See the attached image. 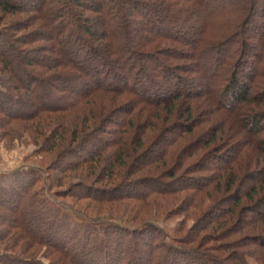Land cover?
Segmentation results:
<instances>
[{
  "label": "trees",
  "instance_id": "obj_1",
  "mask_svg": "<svg viewBox=\"0 0 264 264\" xmlns=\"http://www.w3.org/2000/svg\"><path fill=\"white\" fill-rule=\"evenodd\" d=\"M253 5L252 0H0V17L32 11L37 18L34 21L44 23L50 31L44 40L50 43L47 50L52 53V62L46 65L37 59H29L24 52L18 55L15 45L25 44L19 40L17 43L16 39L8 37L7 32L0 31V131L3 135H11L15 123L34 121L31 128L38 139L43 137L45 126L50 125L44 118H54L51 125L56 128L44 138V151L48 154L67 146L46 168L45 180L37 169L14 170L0 175V211L10 213L14 220L6 221L1 218L4 216L0 212V243L5 241L1 234L8 237L11 232L15 233L8 245L0 250V264H44L35 262L33 254V259L28 260L10 255L12 239L15 245L27 240L29 244L44 247L43 258L48 259V264H212L209 260L211 249L206 246L215 240H221L219 248L231 250L232 256H236V264H264V88L258 90L264 79V16L263 24L257 25L253 20L256 12L252 11ZM201 11L203 16L195 20L196 12ZM134 18H141L146 27L134 28ZM251 25L258 48L242 37ZM130 39L135 40L133 48L129 47ZM165 45L179 48L162 49ZM158 51L169 56L172 53L179 61L187 59L190 65H175L173 72L172 67L162 60L163 55H154ZM125 53L129 55L127 59ZM143 58L159 68L155 77L148 74L147 68L142 65L135 68L134 64ZM38 68L51 73L58 71L52 75V82L46 83L50 86V94H38L30 88L32 85L38 89L41 86L35 77L44 73ZM121 69L127 71L126 75ZM182 72L191 74L192 81L180 79ZM129 79L131 86L127 85ZM53 81L59 84L55 86ZM163 81L169 86L162 85ZM91 85L93 87L89 89ZM129 92L141 99L144 105L154 107L155 111L145 114L148 117L143 121L140 119L144 117L141 112H127L126 117L130 118H122L118 125L113 123L119 131L114 145L90 136L85 140L82 131L68 129L59 122L61 118L58 114L87 100H95L102 94L120 97ZM223 99H227V105L222 102ZM249 101L257 109L243 108L242 104ZM200 103L214 106L215 116L219 118L217 121L224 123L228 120L227 131L224 126L218 127L222 130L221 140L219 130L209 129L201 132L195 143L188 141L194 129L191 130L187 124L195 126L203 120L194 117ZM163 114L166 115L164 118L161 117ZM85 116L84 126L89 122ZM92 116L101 121V114ZM174 118L178 121L173 123L175 128L170 131L168 129L172 127L170 124ZM173 131L180 133L178 143H189L181 147L177 141L166 138ZM235 136L240 137L235 142L237 145L250 142L252 150L243 153L239 145L231 146L233 155L224 164L226 172L214 183L216 196L210 184L202 185L188 177L184 178L186 186L182 189L170 188L182 169L190 170V166L184 168L186 161L195 156L204 157L219 145V141L226 142ZM78 141L80 143L73 146ZM94 142L97 148L92 146ZM157 145L161 148L159 152H155ZM113 146L115 151L105 161L103 152ZM260 165L263 170L252 172ZM82 167L89 170L83 175L85 181L102 168L99 173L109 184L115 179L133 177L137 173L153 176L160 172L159 178L136 185L147 188L157 185L159 189L149 188L150 192L135 193V196L134 193L118 192L121 188H134L135 185L130 182L129 185L125 183L111 189L95 188L92 184L70 178L72 172ZM51 173L57 176L52 177ZM99 173L94 181L100 177ZM245 175L254 182L248 192L240 195L232 192ZM46 182L51 187L66 186L63 195L53 194L61 199L70 197L107 204L138 195L139 200L148 202L151 193L156 194L154 191H158V195L171 196L185 188L191 190V197L197 193L212 202H216V197L228 194L227 198H230L222 205L231 206L227 210L222 208L219 215H210L205 211L199 216L205 220L198 222L195 219L190 236L184 238L185 244L176 240L168 244L165 235L152 221H142L132 228L129 226H134V220L93 221L78 215L75 219L47 200L43 193L44 184L41 187ZM245 200L247 208L254 206L248 214L255 215V220H259L257 230L261 231V235L251 240L256 241V254L245 250L243 237L235 238L247 227V223L238 218V210L246 203ZM203 206V203H196L191 216L195 217L196 211H203ZM35 213L47 220L42 228H47L45 231L49 237L44 238L36 232L38 229H34ZM1 222L8 225L5 227Z\"/></svg>",
  "mask_w": 264,
  "mask_h": 264
},
{
  "label": "rangeland",
  "instance_id": "obj_2",
  "mask_svg": "<svg viewBox=\"0 0 264 264\" xmlns=\"http://www.w3.org/2000/svg\"><path fill=\"white\" fill-rule=\"evenodd\" d=\"M252 2H254V5L252 6V11L256 10V12L253 14V20H255L257 23V25L263 24V14H264V1L262 0H252ZM83 12L85 10V8L82 9ZM88 10V9H86ZM86 12V11H85ZM203 11L201 12H196V17L195 20L200 19L203 14ZM85 14H89L88 12H86ZM35 15L33 14V12L31 11L30 13H25V14H17V15H12V16H3L0 17V31L1 32H7L6 34L8 35V37L10 39L14 38L16 39V42L18 43V40L20 42H23L25 45H15V52L18 55H21V52H24L29 59H37L39 60V62H41L42 64L46 65V64H51L52 62V58H50L51 54L47 48H49L50 43L46 42V36L49 35V30L46 29L44 27V23L41 21H37L35 22ZM37 19V18H36ZM135 19V18H134ZM262 19V20H260ZM144 24V26H142ZM144 28L145 23L143 22V20L140 19H135L134 22V28ZM250 30H247L245 32V34L242 36L245 38V41L248 42L249 44H253V46H255L256 42L254 41V30H252V25L250 27ZM147 35H145L144 37H146ZM6 37V36H5ZM45 39V40H44ZM129 41V47L133 48L132 44H135V40L130 39ZM4 44V43H3ZM166 47L171 48L173 47V49H178L179 47H174L171 45H165L162 46V49H165ZM257 47V45L255 46ZM258 48V47H257ZM256 48V49H257ZM161 50V49H160ZM44 51V52H42ZM179 51V50H177ZM184 53H187V51H184ZM82 54V53H81ZM155 56H162L163 52L158 51L156 52V54H154ZM250 56V55H249ZM23 57V56H21ZM52 57V56H51ZM125 59H127L129 57L128 54H124ZM141 57V56H140ZM145 57V56H144ZM142 58V57H141ZM146 58V57H145ZM145 58H143L142 61H139V63L137 62L136 64L135 61H132L135 68L136 66L141 67V65L144 68H147V73L151 74V76L155 77L154 74H156V70L159 71L158 67L153 63H151L150 61L145 60ZM163 61H165L167 63V65H169V67H172V71L174 72V66L175 65H180L181 66H186V65H190V62L187 59H183L182 61L177 60L178 57H175L174 54H170L169 55H163L162 57ZM252 60V59H251ZM203 62V61H201ZM198 66V65H197ZM199 68V66H198ZM193 69L196 70V68L194 67L193 64ZM38 70H40L41 72L44 73V75H38L37 77H35L38 82L40 83V88L38 89L36 86L32 85L30 86L32 91H35L38 94H41L43 92H50V86L48 84H46L48 81L52 82V78H53V74L54 73H58V71L55 72H48L46 69H41L38 68ZM123 75H126L127 71L124 69H121ZM177 71V70H176ZM179 72V71H178ZM187 73H183L180 75V79H185L186 81L188 80L190 82V80L192 81V77L191 74L186 75ZM136 74L133 73V76H135ZM62 76V74L60 75ZM59 76V77H60ZM188 78H186V77ZM264 78V74L262 75ZM50 77V80H49ZM129 77V76H128ZM159 79L161 77H158ZM191 78V79H190ZM131 79V78H130ZM127 82L128 86L132 85V79ZM85 82H88V79L84 80ZM245 82V79L243 80ZM54 82V81H53ZM194 82V81H193ZM104 83V82H103ZM196 83V81H195ZM59 83L56 81L54 82L53 85L57 86ZM62 84V83H61ZM262 87H260L258 90L261 91L264 88V79L261 81ZM104 85H107V83H104ZM118 86L121 85V83H117ZM162 85L164 86H169V84L165 81L162 82ZM89 89H92V85L88 86ZM201 89V88H199ZM257 90V92H258ZM50 94V93H49ZM32 95V94H31ZM30 95V96H31ZM27 96V94H26ZM141 99L135 97L134 95H131L130 92L129 93H125L123 95H121L120 97L118 96H113V95H99L98 97L94 99H90L87 100L86 103H82L81 105H77V107L65 111L64 113L58 114L61 118V120L59 121L60 124L64 127L66 126V128L68 129H75L77 128L78 131H82V136L84 137V139L86 140L88 136L90 137H94L97 138L99 140H106L105 142L108 144H113L114 145V141L116 139L117 133L119 131H117V127L116 125H114L115 123L118 125V123H121L122 118H130V117H126V113L130 112L131 114H138L141 112V114H143V118L141 117L140 119H145L148 112H150L151 114L155 111L154 107L152 106H147L144 105L143 103H141L140 101ZM92 102V103H90ZM170 102V100H169ZM224 104H228L227 99H223L222 101ZM62 103V101H61ZM243 108H252V109H257V107H255V105H252V101H249V103L247 104H242ZM245 106V107H244ZM146 107V108H144ZM179 107V106H178ZM183 107V105H182ZM210 107V109H209ZM184 109V108H182ZM181 109V110H182ZM214 106H206L203 103L199 104V108L197 111V114L194 116L195 118H198V120H200V118L204 121H198L195 126L191 125L190 123L187 124V126H189V128L193 131V134H191V136L189 137L188 141L189 142H194L195 143V139L196 137L202 132H206L209 129L213 130V131H218V127L219 125L224 126L225 131H227L229 125H228V120L224 123L221 122V120H218V116H215V110ZM251 109V110H252ZM146 110V111H145ZM204 111H208L207 113ZM101 114V121H97V119H93V114ZM166 113V111L164 112ZM146 114V115H145ZM89 119L88 124H85V126L83 125V120L86 119V116ZM140 115V114H139ZM57 116V115H55ZM132 116V115H131ZM141 116V115H140ZM166 115L163 114V116L161 115L162 118H164ZM64 117V118H63ZM160 117V116H159ZM207 121H205L206 119ZM45 120H47V122L50 124L48 126H45V133H43V137L42 138H35V133L34 130L31 128L33 125L34 121H30V122H21L19 121V123H15L14 126L10 127L11 130H14V133L11 135H3V133L0 131V175L4 174V173H9L11 171L14 170H28V169H37L39 171V173L41 174L43 180H45L46 177V168H48L50 165H52L55 160V157L58 153L63 152V149H66L67 146L64 145L63 149H55L52 152L46 154L45 153V149H44V141L47 136L49 137L50 132H52L54 130L55 125H51L53 124L51 121L54 118H44ZM62 119H64L62 121ZM0 120H2V118H0ZM94 120V122H92ZM148 120V119H147ZM120 121V122H119ZM178 121V119L174 118V120H171V124H170V131H172L175 128V125L173 126V123H176ZM212 121V123L210 122ZM183 121H180V123H183ZM217 122V123H216ZM114 123V124H113ZM140 124L142 122H139ZM169 126V125H168ZM96 129V130H95ZM172 129V130H171ZM101 130V131H98ZM222 130L218 131V137L219 140H221L222 136V132H220ZM13 132V131H11ZM172 135H170V133H168V135H166L169 140H174L177 141L178 136L180 135L179 131H173L171 132ZM227 134V133H226ZM51 135V134H50ZM229 136V134H227ZM238 135V134H236ZM59 138V137H58ZM58 138H56V142H59ZM145 138V137H144ZM225 138V137H224ZM240 137L235 136V137H231L228 138V140H226V142L223 141H219V145L215 148L212 149L210 151H208L205 156L203 157H198L195 156L192 159L190 158L188 161H186L184 168L189 167L190 170H186L184 171V169H182V173H179L177 175V179L175 180V182H173L170 188L173 189H177V188H181L184 187V185L186 186V183H184V178L187 179H193L196 180V182L202 183V185L207 184L209 186L210 184V188L213 191V194H215V196L217 195L214 189V183L220 178V176H222L226 170V165L228 163V160L230 159V157L233 155V153L231 152V146H235L237 145V143H235L237 140H239ZM92 140V139H91ZM183 141V140H180ZM179 141V142H180ZM188 141L182 143H177L181 144L179 146L183 147L184 145L186 146L187 143H189ZM146 142L148 143L149 141L146 140ZM80 142L78 141L76 144H74L73 146H76L77 144H79ZM250 143V142H249ZM249 143H243L242 145L240 143H238L239 147L242 148V152L244 153L245 151H249L252 150V147L250 146ZM50 145V143H49ZM96 143L94 142L92 146L95 147ZM237 145V146H238ZM41 146H43L42 149ZM72 146V145H70ZM177 146V145H176ZM184 146V147H185ZM45 148H48L47 145H45ZM60 148V147H59ZM97 148V145L96 147ZM110 148V149H109ZM156 148V149H155ZM155 152L156 151H161V148L155 147ZM40 149V150H39ZM35 150H38L35 152ZM258 150V148H257ZM115 151L114 146L113 147H108V151L106 153L103 152V156L105 158V161L107 159V157H109L108 155L111 156V154ZM254 151H256L254 149ZM34 152V154H32ZM32 154V155H31ZM154 154V152L152 153V155ZM257 154L260 155V153L257 151ZM82 156L84 155V153L81 154ZM151 155V156H152ZM263 156V155H261ZM59 164V162H58ZM194 164V165H193ZM41 165V166H40ZM191 165H193V167H191ZM264 165V164H263ZM225 166V168H224ZM41 167V168H40ZM203 170L202 172L200 171ZM88 169L86 167H82L79 171L76 172H72L70 174V178H74L77 179L80 182H87V184H92V186H94L95 188H99V189H111L112 188H116L119 187L121 184H134V188H121L119 189L118 192L123 193V194H135V193H143V192H150L149 188H154V189H159L157 185H155V187H143V186H136L137 184H145L147 180L149 179H154V178H159L160 176V172H158L159 174H154L153 176H150V174L147 176L144 173H137L135 175H132L133 177H126V178H122V179H115L114 183L111 182V184H109L105 179L104 176L101 175L99 172H102V168L98 169L96 171V174L93 175L92 177H90L88 179V181H85L83 175H85ZM258 170H263L262 166L260 165V167L256 166L254 170H252V172H257ZM89 171V170H88ZM197 172V173H194ZM98 173L100 174L101 181H99L100 179L98 178L96 181H94L98 175ZM245 172H243L242 174H244ZM127 174V173H126ZM235 174V173H234ZM54 176H57L56 173L52 174ZM181 176V178L179 179V176ZM103 176V177H102ZM150 176V177H149ZM77 182V181H76ZM130 182V183H128ZM168 182V181H165ZM204 183V184H203ZM44 184V189H43V193L44 196L47 198V200H49L50 202H53L55 205L58 206L59 209H61L64 212H67L68 215L74 217L75 219L78 218V216L83 217L86 220H93V221H108V220H115V219H120L123 222H127L128 220H134L132 222V224L134 226H129V227H135V225L140 224V222L142 221H152L154 223V225L158 228V230L160 231V233L162 235H165V240L166 242L169 244H172V242L174 240H176V242H180V243H184L185 244V240L184 238L190 236V230H192L191 228L194 225V221H196L195 219H197L198 222H203L205 219L203 217H199L201 216L205 211L208 214H213V215H219L223 208V210H227L230 208L231 205H226L223 206L222 204H224L227 199H229L230 197L227 198L228 194H224L222 198H217L216 197V202H212V201H208L206 200L207 198L204 197L203 195H195V197H191L190 195H192L191 190L187 191L184 190L180 193H177L175 195H158L157 193H159L158 191H154L156 194H152L151 193V199L148 200V202L139 200L138 195L137 197L133 198V197H124L123 199H119L116 202L114 201H110L107 204H100V203H96L93 200H77L75 198H70V197H65L64 199L61 198H56L53 196V194H56L58 196L63 195V191L65 190L66 186L63 187H51L52 185L46 183H42L41 187ZM254 184V182L250 181V177L248 175H245L240 183L238 182V185H236L233 189L232 192L234 193H238L240 195V193L245 194L246 192H248V190L250 189V187ZM152 189V190H154ZM187 191V192H186ZM81 192V191H78ZM191 192V193H190ZM126 196V195H123ZM128 196V195H127ZM136 196V194H135ZM140 196V195H139ZM129 198V199H128ZM150 198V197H148ZM138 199V200H137ZM145 199V198H144ZM221 199L219 202L218 200ZM203 203V211H201L200 213H198L196 211V216L192 217L191 214L193 215L194 213V205L197 203L199 204ZM244 205L242 208H240V210H238V218L240 219V221L243 219V223H247L243 233H241L240 235L236 236L235 238H240L243 237V244L245 250H247L248 253H254L256 254L257 252V248L255 245L256 241H251L253 240V238L255 236H259L261 235V231L257 230L258 229V221L259 220H255L256 216L255 215H251L248 214L249 210H251V208H253L254 206H248L247 208V200H245ZM219 208V209H218ZM219 210V211H218ZM1 212V211H0ZM4 217H1L3 219H5L8 222H13V217L10 215V213H7L6 211L1 212ZM210 214V215H211ZM36 218L34 219V229L38 231H36L37 233L41 234L44 238L45 237H49L50 235L48 234L47 231H45L47 228H42V224L47 221L45 220V218L40 214H36ZM78 215V216H77ZM242 218V219H241ZM4 221V220H3ZM239 221V222H240ZM1 224L5 225V227L8 225V223H4L1 222ZM202 225V223H201ZM44 227V226H43ZM196 229V228H195ZM15 233L11 232L9 234L8 237L5 236V234H1L3 235L2 238H5V241L3 242V240H1L2 243H0L2 245L1 249H4V245H8L9 240L12 238V236H14ZM148 234V233H147ZM3 238V239H4ZM233 240V239H232ZM12 243H10L12 245L11 248V253L10 255H16L22 259H31L33 256H35V262H42L44 264H48V259L43 258V254L46 251V249L42 246H37L35 244H29V241L25 240L28 243H18L15 245V243L13 242L14 239L11 240ZM163 241V240H162ZM189 241H187L188 243ZM221 240H215L214 242H212V244L207 245L204 244L206 247H209L211 249V251L209 252V256L211 257V259H209L212 264H236V256H232L231 254V250H227L226 248L222 249L218 247V244H220ZM223 242V241H222ZM211 243V242H210ZM248 243V244H247ZM189 244V243H188ZM190 245V244H189ZM211 246V247H210ZM193 247V246H191ZM26 248V249H25ZM214 248V249H213ZM30 249V250H29ZM1 252V251H0ZM33 254V256H31ZM33 259V258H32ZM248 264V263H247Z\"/></svg>",
  "mask_w": 264,
  "mask_h": 264
}]
</instances>
